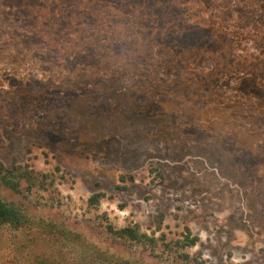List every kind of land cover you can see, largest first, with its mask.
Here are the masks:
<instances>
[{"label":"rangeland","instance_id":"374dc122","mask_svg":"<svg viewBox=\"0 0 264 264\" xmlns=\"http://www.w3.org/2000/svg\"><path fill=\"white\" fill-rule=\"evenodd\" d=\"M0 161L47 176L5 199L87 243L6 237L5 264H181L187 234L264 264V0H0ZM131 223L156 245L107 229Z\"/></svg>","mask_w":264,"mask_h":264},{"label":"trees","instance_id":"16d2710c","mask_svg":"<svg viewBox=\"0 0 264 264\" xmlns=\"http://www.w3.org/2000/svg\"><path fill=\"white\" fill-rule=\"evenodd\" d=\"M47 176L36 174L34 171L24 169L20 166H15L12 169H8L0 161V239H19L21 235H25L30 244H37L40 241H49L53 243H62L65 246L71 247L76 251L79 248H83L84 244L87 247V243L82 239L80 234L73 232L68 227L58 224L53 220H47L43 217H38L33 214L25 205L16 203L14 201H8L3 197V191L10 190L12 194L18 195L22 193L21 183L24 180L28 184V192H32L35 188H40L44 185L42 179H46ZM134 181L132 176H122L121 182ZM123 189L125 187H117ZM104 193H98L93 195L89 202L92 206H98L105 198ZM108 232L117 239L126 240L129 242L137 243L140 245H156L157 239L153 236L141 231V227L138 224L131 223L121 229H115L111 225L108 226ZM163 238L160 239L162 241ZM199 242L197 237H191L187 234L183 240L176 242L175 250L177 257L181 264H205V262L199 257H193L188 250L195 247ZM12 243V241H11ZM83 243V244H82ZM24 248H29L26 244ZM174 248V247H173ZM88 250V248H87ZM89 257L76 255L82 264H140L124 258H116L107 254L105 251H100L96 247L92 246L88 251ZM83 253H86L84 251ZM3 254L0 253V264H5ZM76 258V259H77ZM36 260V259H35ZM38 260V259H37ZM11 264H16L11 262ZM41 264H51L49 262H43Z\"/></svg>","mask_w":264,"mask_h":264}]
</instances>
